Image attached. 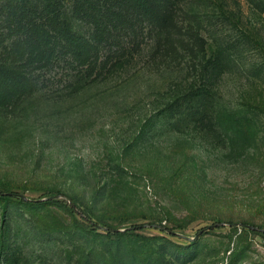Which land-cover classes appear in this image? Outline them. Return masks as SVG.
Instances as JSON below:
<instances>
[{
    "label": "rangeland",
    "instance_id": "1",
    "mask_svg": "<svg viewBox=\"0 0 264 264\" xmlns=\"http://www.w3.org/2000/svg\"><path fill=\"white\" fill-rule=\"evenodd\" d=\"M49 1L0 0V190L42 200L0 264H264V0Z\"/></svg>",
    "mask_w": 264,
    "mask_h": 264
},
{
    "label": "trees",
    "instance_id": "2",
    "mask_svg": "<svg viewBox=\"0 0 264 264\" xmlns=\"http://www.w3.org/2000/svg\"><path fill=\"white\" fill-rule=\"evenodd\" d=\"M50 3L54 2V0H50L49 1ZM203 86V85H202ZM202 86H197V87H193V88H190L189 90H187L185 92V94L180 98L182 99V102H189L190 103V106L188 108L189 113H187L186 115L187 116H192V115H196V116H203L205 114H207V111H204V106L205 105H202V101H203V98L206 99L207 98V95H208V91L205 89V87H202ZM197 99V101H195L196 103H198V106H193L192 103H193V99ZM195 107L199 108V110L197 112H193L192 110L195 109ZM196 108V109H197ZM252 109V111H256L255 109L253 108H250ZM216 115L222 119V117H225L227 118V122L231 123L232 120L234 118H237L238 116H241V117H245V118H248L250 114H241L240 111H235L233 109H228V108H222V109H219L216 113ZM0 197L1 198H18L22 203H25V204H35V203H41L42 200H38V199H28V198H25L24 196L20 195L19 193L17 192H5V191H2L0 190ZM69 208H70V211L73 212V213H77L83 220H85L86 222L88 223H92V220L90 217H88L87 215H85V213L83 211H80L78 210V208L76 207L75 203L72 201L69 205ZM93 225H96L97 224H93ZM104 229L105 230H108L109 232H114V235L116 236V238L118 239H122L124 236H125V232L129 229H125L124 231L122 232H119L117 230H114L108 226H104ZM258 232H263L264 230H262L260 227L258 229H256ZM107 244H105V247H104V252L107 253L109 259H110V263L113 264L114 261H115V258L119 255L118 253L120 252V246L118 245V242L115 243V242H109L110 239L107 240Z\"/></svg>",
    "mask_w": 264,
    "mask_h": 264
}]
</instances>
